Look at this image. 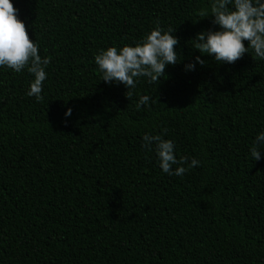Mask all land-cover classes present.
Wrapping results in <instances>:
<instances>
[{"label":"trees","instance_id":"trees-1","mask_svg":"<svg viewBox=\"0 0 264 264\" xmlns=\"http://www.w3.org/2000/svg\"><path fill=\"white\" fill-rule=\"evenodd\" d=\"M12 2L50 64L41 102L26 95L33 74L0 68V264H264V149L249 151L264 130V60L204 55L184 71L201 55L190 39L215 30L199 15L209 0ZM157 21L181 61L128 99L94 56ZM137 93L155 102L137 108ZM145 133L201 163L163 173Z\"/></svg>","mask_w":264,"mask_h":264},{"label":"clouds","instance_id":"clouds-1","mask_svg":"<svg viewBox=\"0 0 264 264\" xmlns=\"http://www.w3.org/2000/svg\"><path fill=\"white\" fill-rule=\"evenodd\" d=\"M209 7L210 11L201 10L199 15L201 18L211 15L215 30H202L190 39L188 43L201 55L184 65L185 72L195 71L197 64L204 66V55L211 56L218 64H232L251 50L255 58L264 60V0H209ZM174 32L172 28H161L157 21L156 26L134 44L110 46L95 54L102 81L110 85L123 84L128 99L141 77L149 83L160 81L165 76L166 66L181 61L176 47L179 38ZM39 48V42L29 38L25 22L19 18V9L14 7L12 0H0V68L14 73L26 69L33 74L26 95L35 97L36 102L44 99L42 90L50 64V57L41 56ZM137 95V108L155 102L149 95ZM71 114V108L64 113L66 118ZM142 140L143 147L155 153L162 172L170 176L183 177L190 168L201 163L196 158L189 162L187 157H178L174 141L161 134L145 133ZM262 149L264 130L256 134L249 150L254 161L262 158Z\"/></svg>","mask_w":264,"mask_h":264}]
</instances>
